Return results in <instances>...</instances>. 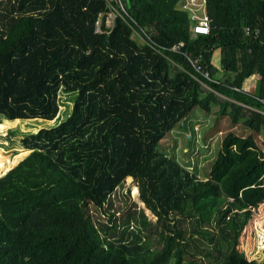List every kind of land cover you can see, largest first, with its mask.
<instances>
[{
	"label": "trees",
	"instance_id": "obj_1",
	"mask_svg": "<svg viewBox=\"0 0 264 264\" xmlns=\"http://www.w3.org/2000/svg\"><path fill=\"white\" fill-rule=\"evenodd\" d=\"M180 1L0 0V116L53 121L60 94L82 92L96 99H79L85 113L96 105L106 115L115 157L96 192L37 149L0 174V264H184L190 247L206 256L212 250L215 264H264V257L248 258L240 249L264 203V146L256 141L264 133V0H206L208 35L192 33ZM218 51L220 68L213 63ZM187 56L200 61V72ZM206 72L216 78L221 72L204 80L222 96L193 77ZM254 75L257 92L243 91ZM213 106L250 133L227 131L199 179L166 153L163 141L186 127L193 110L210 113ZM96 157L94 151L87 159L98 170ZM128 178L156 219L143 217L148 235L115 239L112 226L98 227L90 210Z\"/></svg>",
	"mask_w": 264,
	"mask_h": 264
},
{
	"label": "rangeland",
	"instance_id": "obj_2",
	"mask_svg": "<svg viewBox=\"0 0 264 264\" xmlns=\"http://www.w3.org/2000/svg\"><path fill=\"white\" fill-rule=\"evenodd\" d=\"M112 17L107 16L108 20ZM215 59L216 67L220 68V52L216 53ZM218 77H223L221 72ZM258 77L254 75L248 78L243 88L251 93L257 92ZM81 97L87 99L85 104L89 98L94 104L96 102V99L82 92H62L59 97L60 112L58 118L53 121L30 120L19 123L0 116V174L13 166L22 154L37 149L50 154L56 163L69 169L87 188L96 192L99 183L107 177L104 172L105 166L115 157H112L113 151L106 142V115L100 109L96 110V105H92V110L85 113L78 102ZM99 104L97 100L98 107L102 108ZM217 109L218 106H213L212 111L208 113L196 108L187 118L186 127H176L163 141L166 153L175 157L188 171L196 173L199 179L207 177L227 131L233 130L242 137L250 133L241 123L232 125L227 116L217 115ZM15 129L30 134L27 137H10L9 131ZM256 141L263 147L264 133L256 134ZM94 151H97L94 160L95 166H99L98 170L93 168L94 165L87 159ZM85 179L88 181L85 182ZM135 189H137L135 183L128 178L110 195L103 206H91L90 214L95 224L98 227L104 224L112 226L111 235L115 239L122 233L127 239H131L132 231H141L148 235L142 219L144 216L151 221L156 219L140 201L138 191L134 192ZM102 235L104 236V233ZM150 241L152 242L151 238ZM240 241V249L248 258L264 257V203L255 210L254 218L241 235ZM206 245L201 246L200 251L206 250ZM189 253L192 256L185 257L184 264H215L217 258L212 254V250L210 256H206L190 247ZM169 264H172V261Z\"/></svg>",
	"mask_w": 264,
	"mask_h": 264
},
{
	"label": "built area",
	"instance_id": "obj_3",
	"mask_svg": "<svg viewBox=\"0 0 264 264\" xmlns=\"http://www.w3.org/2000/svg\"><path fill=\"white\" fill-rule=\"evenodd\" d=\"M206 8H207V1L206 0H182L179 2V9L183 10V11H188L190 14V18L192 21L191 30H192V33L194 35H208L211 32L212 20L208 16V14L206 12ZM111 15L114 17L113 13L108 14V16H111ZM113 17L111 18V20H108V18L106 19V27H109L112 25ZM100 26H101V22L97 21L96 22V31H100ZM251 32H254L255 34H257L258 30H251L250 28L245 29L246 34H249ZM173 51L179 52L180 49L175 48ZM187 57H188V60L190 61L191 65L195 68V70L197 72H200L202 70V65H201L200 61L198 59H194V58L189 57V56H187ZM193 77L196 80H198L203 85V87L205 89L214 91V89L206 83L204 78L215 81L217 79L216 77L210 76L208 72H206L205 76H203L202 78L200 76H196V75H194ZM242 90L245 92H249V90H247L246 88H242ZM214 93L220 95L216 91H214ZM259 100L264 104V96L260 97ZM239 104L241 106L247 108V109H250V110L254 109V108H252L246 104H243V103H239Z\"/></svg>",
	"mask_w": 264,
	"mask_h": 264
},
{
	"label": "crops",
	"instance_id": "obj_4",
	"mask_svg": "<svg viewBox=\"0 0 264 264\" xmlns=\"http://www.w3.org/2000/svg\"><path fill=\"white\" fill-rule=\"evenodd\" d=\"M219 52V51H218ZM217 53V52H216ZM216 55V54H215ZM216 59H215V57H214V59H213V63L215 64L216 63V61H215ZM216 65V64H215ZM258 79H259V77H258Z\"/></svg>",
	"mask_w": 264,
	"mask_h": 264
},
{
	"label": "bare ground",
	"instance_id": "obj_5",
	"mask_svg": "<svg viewBox=\"0 0 264 264\" xmlns=\"http://www.w3.org/2000/svg\"><path fill=\"white\" fill-rule=\"evenodd\" d=\"M208 80V79H207ZM211 87V86H210ZM245 104V103H244ZM247 109V108H246Z\"/></svg>",
	"mask_w": 264,
	"mask_h": 264
}]
</instances>
